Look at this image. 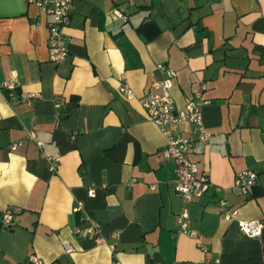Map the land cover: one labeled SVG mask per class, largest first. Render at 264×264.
<instances>
[{"label": "crops", "instance_id": "1", "mask_svg": "<svg viewBox=\"0 0 264 264\" xmlns=\"http://www.w3.org/2000/svg\"><path fill=\"white\" fill-rule=\"evenodd\" d=\"M69 12L68 55L55 63L50 15L0 0V264H28L30 253L44 264H264V227L244 235L217 207L224 197L238 217L264 222V0H71ZM146 21L156 26L137 30ZM158 62L176 71L178 107L205 84L208 141L181 126L193 138L188 158L210 184L188 202L174 189L165 135L140 103L163 76ZM8 79L11 88L2 86ZM122 82L132 98L120 94ZM32 125L35 140L25 136ZM242 169L257 173L247 194L232 185ZM12 207L20 210L5 225ZM182 207L204 249L176 232ZM87 216L100 222L104 242L75 232Z\"/></svg>", "mask_w": 264, "mask_h": 264}, {"label": "built area", "instance_id": "2", "mask_svg": "<svg viewBox=\"0 0 264 264\" xmlns=\"http://www.w3.org/2000/svg\"><path fill=\"white\" fill-rule=\"evenodd\" d=\"M27 3H35L39 11L50 15L48 23V38L47 48L49 59L55 63L63 61L68 55L67 45L64 39V27L69 24L71 0H52V3L45 5L41 0H26ZM113 14L117 18L125 19V13L115 8ZM156 67L163 73L160 79L154 80L149 91L140 99V103L145 111L146 116L154 122L163 132L166 138V144L162 150L165 157H170L175 163V179L174 189L181 195L183 201H191L194 197L202 194L207 187L209 180L203 173L197 174V165L188 158V152L193 146V138L182 131V124H192L196 131V138L207 142L209 139V132L206 130L202 117V90L205 84L202 83L200 88L196 91L194 98L187 100L182 107L175 105L171 94V87L173 85L176 71L166 65L158 62ZM3 87L11 88L14 86L13 80L8 79L3 81ZM118 90L120 94L126 99L134 96L132 88L126 83H120ZM34 94L31 93L27 99L28 103ZM28 139L35 140L34 126L32 125L25 135ZM22 142V139L12 141L11 148H15ZM40 145L41 142L37 141ZM44 156V155H43ZM48 162V169L51 172L56 170V162L50 156H44ZM257 173L252 169H242L234 174L232 185L236 187L241 193L247 194L249 189L256 183ZM154 187V184H151ZM216 189L224 191L226 188L216 186ZM95 186L91 184L88 188V194L94 195ZM82 204L78 202L76 209H81ZM217 207L224 219H235L238 230L247 236H258L264 227V222L258 219L241 218L237 215V209L231 207L224 197L217 199ZM20 210V207L8 208L2 213V223L7 225L12 221L13 213ZM188 211L186 207H182L177 215L178 228L176 232L185 233L197 239V245L204 249L201 242V234L193 230L189 226ZM88 224L85 229L75 228V232L82 234L88 233L96 243L105 241L101 234L100 222L91 216L86 217ZM63 248L66 252L74 251V246L67 239L62 240ZM28 264H44L43 261L35 254L30 253L27 259ZM112 264H117V261ZM174 264H180L175 262ZM195 264V263H188Z\"/></svg>", "mask_w": 264, "mask_h": 264}, {"label": "trees", "instance_id": "3", "mask_svg": "<svg viewBox=\"0 0 264 264\" xmlns=\"http://www.w3.org/2000/svg\"><path fill=\"white\" fill-rule=\"evenodd\" d=\"M150 24L156 26V24L153 21H146V22H142L141 24H139L137 26V30L142 31L145 25H150ZM151 37L152 36H148L147 38H151Z\"/></svg>", "mask_w": 264, "mask_h": 264}]
</instances>
